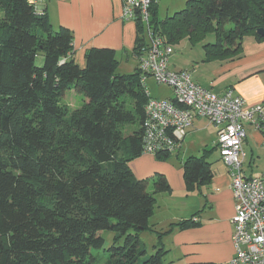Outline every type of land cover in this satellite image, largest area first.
<instances>
[{
  "label": "trees",
  "instance_id": "obj_1",
  "mask_svg": "<svg viewBox=\"0 0 264 264\" xmlns=\"http://www.w3.org/2000/svg\"><path fill=\"white\" fill-rule=\"evenodd\" d=\"M155 4L152 29L173 47L185 39L201 44L208 61L238 57L244 37L264 41L257 33L264 0H188L162 22L154 19ZM135 26L137 62L144 38ZM208 36L213 42L204 43ZM72 41L28 0H0V264H166L162 237L199 224L192 217L156 233L151 254L140 240L152 231L155 194L169 190L163 175L138 180L129 167L144 154L147 86L137 68L117 74L109 48L87 49L79 67ZM71 88L83 97L74 109L63 102ZM215 150L217 144L182 161L188 192L211 180L207 159ZM171 154L153 156L165 161ZM106 231L112 241L105 249Z\"/></svg>",
  "mask_w": 264,
  "mask_h": 264
},
{
  "label": "crops",
  "instance_id": "obj_2",
  "mask_svg": "<svg viewBox=\"0 0 264 264\" xmlns=\"http://www.w3.org/2000/svg\"><path fill=\"white\" fill-rule=\"evenodd\" d=\"M42 9L53 30L65 28L72 33L73 60L79 67H84L87 49L109 48L115 51L117 61L132 64L135 70L136 59L132 51L137 37L136 26L134 22L122 20L120 0H46ZM202 52L201 57H189L186 62H180L172 60L173 51L168 68L173 72L187 71L194 83L214 94L231 90L246 107L262 108L263 115L255 114L254 122L244 123L242 143L244 175L259 176L264 168V41L244 37L241 54L233 59L208 61L203 49ZM163 100H172V95ZM204 120L195 118L187 129L180 148L172 156L176 160L180 158V163L175 161L177 165L171 162L157 164L148 153H144L145 158L129 163L136 178L156 171L165 177L169 186L167 192L155 194V209L148 220L152 231L141 233V241L153 235L148 237L153 247L157 243L156 233H164L170 225L192 217L199 224L192 228L172 229L162 237L160 242L166 252L163 259L166 264H228L234 255L230 222L235 213L231 176L224 164L217 163V159L220 160L218 150L207 159L212 170L207 184L188 192L183 180L182 161L190 156L200 157L204 150L217 144V127ZM214 153L216 157H213ZM151 187L149 185V192H153ZM110 239L112 241V237Z\"/></svg>",
  "mask_w": 264,
  "mask_h": 264
},
{
  "label": "built area",
  "instance_id": "obj_3",
  "mask_svg": "<svg viewBox=\"0 0 264 264\" xmlns=\"http://www.w3.org/2000/svg\"><path fill=\"white\" fill-rule=\"evenodd\" d=\"M46 0H28L36 14L44 13ZM123 21L139 23L143 27V55L137 58L141 85L150 77L158 85L171 89L172 100L152 98L144 108L143 152L154 155L164 150L175 153L195 118H202L217 127L218 155L228 168L234 199L231 219L234 255L228 264H264V168L259 176L243 173L245 139L243 125L254 122L261 107L248 108L233 91L214 94L194 83L187 71L169 70L173 46L151 27V7L157 0H120ZM264 153V141L262 144Z\"/></svg>",
  "mask_w": 264,
  "mask_h": 264
},
{
  "label": "rangeland",
  "instance_id": "obj_4",
  "mask_svg": "<svg viewBox=\"0 0 264 264\" xmlns=\"http://www.w3.org/2000/svg\"><path fill=\"white\" fill-rule=\"evenodd\" d=\"M187 1L188 0H157L156 4H155L156 10H155L154 19L157 22L164 21L168 17L173 16L174 13L179 12L182 9H184ZM206 42H213V37L208 36L204 43H206ZM173 49L175 51V54L172 57L173 61L179 60L180 62H186L189 57L198 58L199 56L201 57L203 55L201 45L191 46L186 39L182 40L178 45L174 46ZM35 64L37 66H40L42 64V58L40 55L36 58ZM133 72H134V69H133L132 64H127L125 61H121V62L118 61V65L116 67V73L117 74H119V75H130ZM146 86H147L149 94L152 98L163 99L166 97H170L172 95L171 89L169 87L156 84L154 82V80L150 77L146 81ZM82 99H83V97L75 94L73 89L71 88L70 90L66 91L63 102L65 104H67L70 107V109H74V108H78L82 104ZM204 121L208 122L207 120H204ZM209 124H211V123H209ZM147 155H150V154H147ZM173 155H175V154H171L170 158L165 160V161L156 159L153 155L152 156L155 158V162L157 164L162 163V162H164V163L171 162V163H174L177 165V163L175 161L180 163V158H178V160H176L175 157H172ZM145 157H146V155L143 154L140 157H138V159H143ZM213 157H216V153H214ZM220 161H221V159L220 160L217 159V163H219V165H223V162L222 161L220 162ZM158 173L159 172L153 171V173L149 176L144 174L143 177H141V178H136L135 176H134V178H136L138 180H149L151 182L152 180L155 179V177ZM151 189H152V187L150 188V190ZM111 237H112V233H110L108 231L103 232V238L105 240V245H104L105 249L110 246V244H111L110 238ZM148 237L152 238L153 235L144 237V239H142V243L145 246L147 254H151V253H153V251L151 250V247H152L150 245L151 241ZM99 254L103 258L107 257L106 253L103 252V250L99 251ZM165 260L167 261V259H165Z\"/></svg>",
  "mask_w": 264,
  "mask_h": 264
},
{
  "label": "water",
  "instance_id": "obj_5",
  "mask_svg": "<svg viewBox=\"0 0 264 264\" xmlns=\"http://www.w3.org/2000/svg\"><path fill=\"white\" fill-rule=\"evenodd\" d=\"M257 33H258V34H260V35H263V33H264V30H262V29H259V30L257 31Z\"/></svg>",
  "mask_w": 264,
  "mask_h": 264
}]
</instances>
